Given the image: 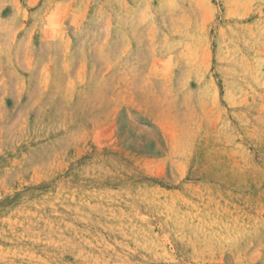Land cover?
Segmentation results:
<instances>
[{"label":"rangeland","instance_id":"obj_1","mask_svg":"<svg viewBox=\"0 0 264 264\" xmlns=\"http://www.w3.org/2000/svg\"><path fill=\"white\" fill-rule=\"evenodd\" d=\"M0 264H264V0H0Z\"/></svg>","mask_w":264,"mask_h":264}]
</instances>
